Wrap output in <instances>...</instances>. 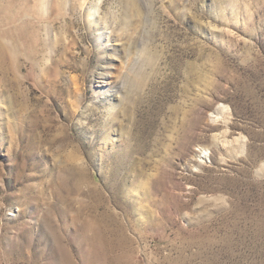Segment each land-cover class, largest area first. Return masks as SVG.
<instances>
[{
  "label": "rangeland",
  "instance_id": "374dc122",
  "mask_svg": "<svg viewBox=\"0 0 264 264\" xmlns=\"http://www.w3.org/2000/svg\"><path fill=\"white\" fill-rule=\"evenodd\" d=\"M96 1L0 0V264H264V0Z\"/></svg>",
  "mask_w": 264,
  "mask_h": 264
},
{
  "label": "bare ground",
  "instance_id": "6f19581e",
  "mask_svg": "<svg viewBox=\"0 0 264 264\" xmlns=\"http://www.w3.org/2000/svg\"><path fill=\"white\" fill-rule=\"evenodd\" d=\"M45 1V0H44ZM65 1V0H64ZM99 3H100V1L98 0V1H96V2H94V4H93V6L90 8V15L92 16V17H94L96 14H97V12H98V9H99ZM43 4H44V2H43ZM65 4V3H64ZM63 4V5H64ZM44 14H45V12H44ZM43 14V15H44ZM106 16V15H105ZM107 20V19H106ZM19 21H21V20H19ZM104 23H105V21H103ZM106 24V23H105ZM103 25V33H105V34H109V31H107V25ZM25 27V26H24ZM10 29V28H9ZM25 29V28H24ZM45 31V30H44ZM46 35H48V34H46ZM43 37H45V35L43 36ZM42 37V38H43ZM44 39V38H43ZM42 41V40H41ZM44 41V40H43ZM46 41V40H45ZM47 41H48V39H47ZM18 43V42H17ZM20 44V43H19ZM20 53V52H19ZM30 53V52H29ZM19 62V61H18ZM38 68H40V67H38Z\"/></svg>",
  "mask_w": 264,
  "mask_h": 264
}]
</instances>
